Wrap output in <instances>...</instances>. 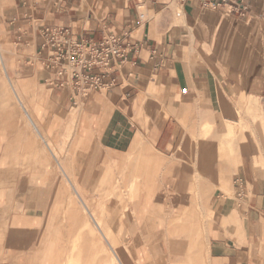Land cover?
Segmentation results:
<instances>
[{
  "label": "crops",
  "instance_id": "obj_1",
  "mask_svg": "<svg viewBox=\"0 0 264 264\" xmlns=\"http://www.w3.org/2000/svg\"><path fill=\"white\" fill-rule=\"evenodd\" d=\"M175 7L182 17L180 25ZM10 8L5 21L11 39L23 53L20 68L28 79L49 88L57 111H61L56 115L67 111L70 117L61 120H76L80 131L97 137L118 161L133 154L152 168L155 159L169 155V199L187 198L180 189L190 181L180 174L176 153L190 151L186 137L196 134L192 130L201 125L199 117L208 109L204 105L219 102L216 90L225 92L227 103H237L242 94L258 100L261 125L254 134L262 140L261 159L242 163L238 203L213 204L220 215L227 212L224 219L231 223L217 222L208 230L211 236L202 263L264 264V0H228L216 9L202 8L198 0H15ZM221 25L232 32L227 68L208 60L221 41V33L216 31ZM61 30L68 31L69 42L125 37L138 47V53L116 65L103 80L111 83L110 88L77 91L69 77L59 88L56 75L42 67L38 58L52 55L44 34ZM255 34L254 54L259 65L238 82V57ZM179 137L180 146L175 143ZM56 194V199H66L64 194ZM53 198L44 197L46 201ZM37 211V218L30 216L29 221L36 220L39 229L7 240L0 264H93L94 241L87 237L76 240L83 223L76 208ZM135 211L140 227L136 260L159 264L158 248H171L170 241H159L155 226L148 229L153 220L149 209ZM73 214L76 216H70ZM58 225L61 236L52 239ZM177 262L184 264V255Z\"/></svg>",
  "mask_w": 264,
  "mask_h": 264
},
{
  "label": "rangeland",
  "instance_id": "obj_2",
  "mask_svg": "<svg viewBox=\"0 0 264 264\" xmlns=\"http://www.w3.org/2000/svg\"><path fill=\"white\" fill-rule=\"evenodd\" d=\"M14 1L0 0V41L6 51L2 63L6 71L0 76V263L7 240L39 229L36 220L29 221L30 216L36 219L40 214L37 209L73 207L83 218L76 240L94 241L93 264H117V257L122 264H139L135 246L140 227L135 209L142 207L153 215L148 229L155 226L157 239L170 241L171 248H158L159 264H175L183 255L184 264H199V260L203 264L211 236L208 230L217 222L231 223L224 219L227 212L220 215L213 204L238 203L236 180L241 178L242 163L261 159L262 140L254 134L261 125L258 100L242 94L237 103H227L225 92L216 90L219 102L204 105L208 109L199 117V128L192 130L196 134L186 137L190 151L176 153L179 172L190 181L180 189L187 198L169 199V155L155 159L152 168L133 154L118 161L97 137L80 131L76 120H61L70 115L67 111L56 115L59 108L49 88L26 77L20 68L23 53L5 21ZM174 11L180 14L177 7ZM177 21L180 25L181 14ZM216 31L221 41L208 60L227 68L232 32L225 25ZM257 37L242 47L238 82L259 65L254 54ZM32 60L37 65L34 56ZM213 72L218 74L215 67ZM226 75L230 76L229 71ZM175 143L180 146L182 137ZM56 193L66 199H56ZM54 230L51 238L59 239V225Z\"/></svg>",
  "mask_w": 264,
  "mask_h": 264
},
{
  "label": "built area",
  "instance_id": "obj_3",
  "mask_svg": "<svg viewBox=\"0 0 264 264\" xmlns=\"http://www.w3.org/2000/svg\"><path fill=\"white\" fill-rule=\"evenodd\" d=\"M178 1L184 2L186 0ZM198 1L201 2L202 8L209 9H216L228 3V0ZM140 18L142 19L143 16ZM67 32V30H61L44 34L53 51L52 55L46 54L38 58L42 67L56 75L58 78L57 87L59 88L66 85L68 77L77 91L82 88L92 90L110 88L111 83L104 84L103 80L111 74L116 65L127 63L130 55L138 53V47L129 44L125 37L108 35L97 43L84 40L69 42L66 38ZM62 46L65 47L64 50ZM236 182L240 189V180H236Z\"/></svg>",
  "mask_w": 264,
  "mask_h": 264
},
{
  "label": "bare ground",
  "instance_id": "obj_4",
  "mask_svg": "<svg viewBox=\"0 0 264 264\" xmlns=\"http://www.w3.org/2000/svg\"><path fill=\"white\" fill-rule=\"evenodd\" d=\"M1 42L2 41H0V76H1V71H6L4 68V66L5 65H2V63L3 64H5L4 62H3V56L5 55V53H6V51L4 50V48H3V46H2V44H1ZM5 73V72H4ZM0 98H1V96H0ZM6 112V111H5ZM26 113V112H25ZM26 116H27V118H28V120H29V122H30V124L31 125H33V128H34V130L36 131V133H37V135L39 134V131H38V129L36 128V126H35V124L33 123V119L31 118V116L28 114V113H26ZM139 173V172H138ZM76 195H77V193L76 192H74ZM71 208H73V207H71ZM73 211V210H72ZM76 211V210H75ZM70 212V211H69ZM72 213H74V211L72 212ZM77 213V212H76ZM68 214V213H67ZM75 214H73V215H70V216H74ZM76 216V215H75ZM69 218H71V217H69ZM74 220H75V218H73ZM73 219L71 220V221H73ZM92 219V218H91ZM74 222V221H73ZM94 225V224H93ZM186 229V228H185ZM117 261H118V263H121L120 262V260H119V258L117 257ZM122 264V263H121Z\"/></svg>",
  "mask_w": 264,
  "mask_h": 264
}]
</instances>
